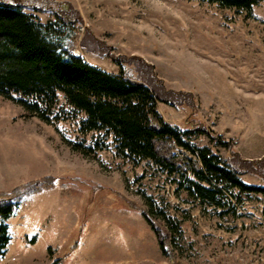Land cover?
<instances>
[{"label":"rangeland","instance_id":"374dc122","mask_svg":"<svg viewBox=\"0 0 264 264\" xmlns=\"http://www.w3.org/2000/svg\"><path fill=\"white\" fill-rule=\"evenodd\" d=\"M45 1L79 10L74 42L89 65L120 72L103 51L81 45L87 31L108 53L151 64L168 89L192 93L194 109L158 105L171 126L184 131L195 119L242 159L264 157V1L245 11L202 0H26L22 10L46 23L54 13ZM81 119L49 125L0 95V193L56 178L6 220L11 240L0 264H264L263 194L232 189L202 200L149 160L135 163L113 147L75 151L68 140L97 136L79 134ZM191 144L229 157L203 133ZM240 178L264 186L256 175ZM142 210L168 231L170 257Z\"/></svg>","mask_w":264,"mask_h":264},{"label":"trees","instance_id":"16d2710c","mask_svg":"<svg viewBox=\"0 0 264 264\" xmlns=\"http://www.w3.org/2000/svg\"><path fill=\"white\" fill-rule=\"evenodd\" d=\"M202 1L249 11L264 0ZM53 2H44L46 7L53 4L54 13V19L44 23L22 10L26 0H0V95L49 125L82 115L79 134L97 136L90 143L68 140L73 150L91 155L113 147L119 156L135 163L149 160L172 182L178 181L179 188L202 200L215 201L214 193L233 194L232 189L264 195V186L247 185L240 178L252 174L264 180V157L242 159L230 141L214 137L195 119L184 131L171 126L158 105L194 109L192 93L168 89L151 64L139 57L108 53L92 35L87 40V31L81 45L103 51L120 72L111 74L89 65L74 42L75 28L83 23L79 10L70 3ZM124 64L136 69L137 75ZM198 133L226 148L229 157L223 159L206 146L193 147L191 140ZM181 149L195 157L180 155ZM55 186L56 178L49 176L0 193V258L11 240L6 220L14 216L24 198ZM142 213L157 235L162 253L170 257L168 231L146 211Z\"/></svg>","mask_w":264,"mask_h":264}]
</instances>
